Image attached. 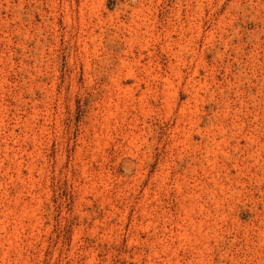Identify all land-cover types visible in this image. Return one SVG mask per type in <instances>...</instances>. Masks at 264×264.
Segmentation results:
<instances>
[{
    "label": "rangeland",
    "instance_id": "1",
    "mask_svg": "<svg viewBox=\"0 0 264 264\" xmlns=\"http://www.w3.org/2000/svg\"><path fill=\"white\" fill-rule=\"evenodd\" d=\"M0 264H264V0H0Z\"/></svg>",
    "mask_w": 264,
    "mask_h": 264
}]
</instances>
